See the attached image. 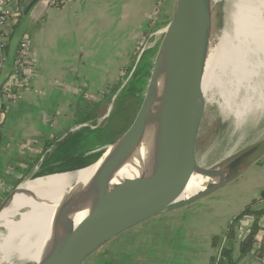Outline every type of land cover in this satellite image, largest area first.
Returning <instances> with one entry per match:
<instances>
[{"label":"crops","instance_id":"1","mask_svg":"<svg viewBox=\"0 0 264 264\" xmlns=\"http://www.w3.org/2000/svg\"><path fill=\"white\" fill-rule=\"evenodd\" d=\"M5 1L13 16L4 28L7 58L0 73V199L30 169L41 167L44 154L55 149L49 141L59 144L79 130L73 108L78 99L90 107L96 104L102 97L94 91L118 82L142 40V56H153L161 41L156 32L167 26L174 2L164 0L161 17L153 22L154 0H68L60 8L45 5V0ZM22 41L33 62L30 88L10 87L15 98L8 101L3 88ZM235 181L228 195L221 188L222 195L204 197L120 234L85 264H210L218 252L213 237L221 239L219 247L232 249L237 264H264L254 253L240 257L250 221H239L234 242L224 238L234 216L264 191V159ZM260 226L264 234V218Z\"/></svg>","mask_w":264,"mask_h":264},{"label":"water","instance_id":"2","mask_svg":"<svg viewBox=\"0 0 264 264\" xmlns=\"http://www.w3.org/2000/svg\"><path fill=\"white\" fill-rule=\"evenodd\" d=\"M196 1L174 0L170 20L162 34L133 119L117 140L107 145L91 165L81 168L87 169L103 158L92 181V208L87 215V228L74 240L68 239L52 247L38 260L17 259L11 264H84L89 256L120 234L154 217L186 208L231 183L264 156L262 139L209 169L197 162V141L206 108V96L200 97L196 104L192 103L184 91L183 76L187 73L194 84L200 81L199 68L205 60L204 40L216 23L224 0H201L197 13ZM140 57H136V64ZM148 123L156 127L161 152L178 181L168 187L161 182V178H155L137 185L125 193V206L110 213V200L116 196L113 187L110 190L112 174L138 144ZM194 174L200 175L206 182L203 188L182 198ZM214 177L218 180L209 183L208 179ZM19 185L3 199L0 210Z\"/></svg>","mask_w":264,"mask_h":264},{"label":"bare ground","instance_id":"3","mask_svg":"<svg viewBox=\"0 0 264 264\" xmlns=\"http://www.w3.org/2000/svg\"><path fill=\"white\" fill-rule=\"evenodd\" d=\"M223 4L204 40L205 60L199 68L200 81L190 82L185 73L184 91L196 104L212 87L221 89L226 79L235 93L244 89L245 96L239 104L242 117L247 118L248 113L261 109L256 99L258 93L262 94L264 102L261 92L264 77L259 89L253 83L264 75V0H224ZM200 6L201 0H197L196 13ZM219 96L224 97L228 105L225 112L234 113L236 105L232 103V95L223 91ZM249 102L254 103L252 107ZM102 159L87 169L53 174L19 185L0 210V264H11L17 259L38 260L52 247L68 239L74 240L84 232L92 208V181ZM155 178H161L168 187L178 181L161 152L156 127L148 123L138 144L112 174L110 190L113 187L116 196L110 200V213L125 206L126 192ZM217 180V177L208 179L209 183ZM204 181L194 174L181 197L186 198L203 188Z\"/></svg>","mask_w":264,"mask_h":264},{"label":"rangeland","instance_id":"4","mask_svg":"<svg viewBox=\"0 0 264 264\" xmlns=\"http://www.w3.org/2000/svg\"><path fill=\"white\" fill-rule=\"evenodd\" d=\"M223 6H224V4H222V7ZM161 37H162V35H161ZM153 52L154 51H148L147 55H152ZM155 54H156V52H154L153 56H151L148 59L150 64H151V67H152V63L154 61ZM136 61H137V59L135 57V59H133V63L130 65V67L133 66L132 69L136 66ZM215 72L218 73V70L216 69ZM219 73H220V71H219ZM263 77H264V75L261 74L257 80L256 79L253 80V83L256 85V87H258V89H259L258 85L263 80ZM106 90L107 89H105L104 91H94V95L96 94L97 96L100 95V97H102L103 93L104 92L106 93ZM223 91H227V92H229V94L232 95V97H231L232 103L236 105L235 112L232 114H228L227 112H225L228 110V105L226 106L225 99H223L224 97L220 98V96H219V94ZM261 92L264 93V88H262ZM98 93H100V94H98ZM86 94H88L89 97H92L90 95L89 91H86V93H85V91L84 92L79 91L80 96H84ZM236 95H239V98H236ZM243 96H245L244 89L243 88L239 89V91L235 93V91L231 88V86L227 85L226 79L224 80V86H222L221 89H217L215 87H212L209 94H207V96H206V108H205L200 132H199V137H198V141H197L196 159H197V162L199 165L209 169V168L215 166L220 161L224 160L225 158L230 157V156H234L235 154H237V153H239V152H241L247 148L254 146L256 143H258L259 141L264 139V104H263L264 102H262V94L258 93V95L256 96L257 103L259 106H261V109L256 110L255 112H251L252 114H250V115L248 113L246 116L247 118L242 117V108L239 104L241 102V99L244 98ZM112 101H113V99H111V100L109 99V101L107 100V102L104 104L105 106L103 108H104V110H106V112L111 107V105H112L111 103H113ZM253 104L254 103L249 102L250 107H252ZM89 105L90 104H88L85 100L78 99L73 108L76 109L78 111V113H80L82 115H84V114L87 115L88 108H86V107ZM255 106H256V104H255ZM111 108H110L108 114L105 113L107 115V116L105 115L106 118H108L109 113L111 112ZM137 108H138L137 101L133 102L130 105V107L127 111L128 121L131 122V120L133 119V117L136 113ZM261 120H262V122L260 124H258L259 121H261ZM105 124L106 123H104V119L100 118L97 120L96 126L102 127ZM84 125H87V127H89V128L90 127L95 128V125L93 123H86ZM108 125H110V124H108ZM128 125L129 124L125 120L124 121V128ZM121 126H122V124L117 122V124L112 128L113 129L112 132L114 133L112 136H111V132L103 133V135L101 137L102 138L101 142H104V141L107 142V140H108L107 143H110V142L112 143L115 140H117V138L120 136L119 133L123 130V127L120 130ZM79 127L81 128V126H78V129H80ZM84 127H86V126H84ZM94 135L95 134L93 132H90L89 129L81 131L71 141V142H74L75 144L79 143L70 152V153H74L75 156L73 154L72 157H67L61 161H57L58 163H55V164H54V162H52V160L42 163L45 159H47L48 157H51L52 152H53V150H52L51 153L44 154V157L42 158L43 161L40 160V162L42 164H39V165L46 168V169L48 167H51L54 165L59 166V167H64V166L72 167V166H75V163L77 164V162L80 161L77 158V154H79L80 152H83L87 147L88 148L92 147V148L89 149V151L85 152L86 153L85 155H92V152L93 153H97L99 151L103 152L104 148L107 147V143L104 142L103 144L106 143L105 145H103V144L99 145V142H96ZM49 142L52 143L51 145L54 147H56L58 145V144L54 145V143H55L54 141L53 142L49 141ZM64 150H65V148L61 147V145H58L54 151L55 156H57L58 159H61V157H62L61 155L64 152ZM42 167H38V169H34V168L30 169L28 171V177L24 181H21L19 184H22V182H25V181L33 180L34 175L39 173L43 169ZM77 170H79V169H77ZM65 172H71V171H65ZM61 173H63V172H61ZM43 177H45V176H43ZM235 182H237V181H235ZM18 185L14 186L12 188L15 189ZM228 185H229V187H228ZM230 185L231 184L229 183V184H227V186L225 185L226 187L224 186L225 188L222 187V189H228L226 192V195L229 194L230 188L233 187L235 184H232L231 186ZM222 189L221 190L218 189L219 192H216V191L212 192L209 195H207L206 197H211V196L214 197V195H216L215 193L222 195V194H220V193H222L221 191H223ZM3 196H6V193L3 194ZM1 200H2V198H1ZM236 208H237L236 205L234 207L230 206V209H232V210H235Z\"/></svg>","mask_w":264,"mask_h":264},{"label":"trees","instance_id":"5","mask_svg":"<svg viewBox=\"0 0 264 264\" xmlns=\"http://www.w3.org/2000/svg\"><path fill=\"white\" fill-rule=\"evenodd\" d=\"M137 49V48H136ZM139 49V46H138ZM149 58L145 57L144 55L140 57L138 63L135 66V69L133 70L131 76L127 80V82L124 84V86L121 88L123 82L125 79H127V76L131 73L132 67H129L127 69L122 70L121 78H119L118 82L113 86L109 87L106 90V93L104 92L102 95V98L94 105H91L86 107L88 108L87 110V115L84 114H78V125H84L86 123H93L95 125L94 129H90L89 127H81L77 132H74L72 134H69L67 137L62 139V141L58 144L61 145V147L65 148L64 152L62 153L61 159H58L57 156H55L53 150L51 157H48L45 159L44 162H48L52 160V162L58 163L57 161H61L67 157H72L74 153H70L71 150L77 144L74 142H71L76 135H78L81 131L83 130H88L90 132H93L95 135L96 142H99L100 144H103L104 142L102 141V135L103 133L111 132V136L114 134L112 132V128L119 122L122 124L120 130L123 127V130L119 133L120 135L124 132V130L128 127L126 126L124 128V121L128 124H130V121H128L127 117V111L130 107V105L140 99V95L143 91V87L145 85V82L148 78L149 71L151 68V64L148 60ZM121 88V89H120ZM115 97V98H114ZM113 103L111 105V112L109 113L108 118L104 119V123H106L104 126L97 127V120L100 118H103L107 113L106 110H104V104L109 101V99H113ZM77 112V111H76ZM131 120V119H130ZM89 121V122H88ZM110 124V125H108ZM98 138V139H97ZM108 142V140H107ZM106 142V143H107ZM105 143V144H106ZM103 144V145H105ZM111 144L107 143V145ZM47 146H50V143L47 144ZM90 148H86L83 152H80L77 154V158L80 160L75 163V166L72 167H59V166H51L48 167L47 169H42L39 173L34 175V178H39L55 173H61L65 171H74L77 169L85 168L89 165H91L101 154V152L93 153L92 155H85L87 151H89ZM75 156V154H74ZM264 191H262L259 196L255 199H253L248 205H246L244 208H242L232 219L231 223L228 224L227 230L225 233V240L227 242H234L235 239V231H236V226L239 224V221L246 219L250 221L248 233L246 237L240 242L239 245V250H240V257L249 255L250 253H254L255 256L261 258L264 257V234H262V229L260 226V221L264 218ZM221 239L219 237H213L212 238V245L215 247H218V250L220 249L219 244H220ZM221 257L224 259L222 264H237V261L233 260L232 257V249L227 247V246H222L221 250ZM214 258V257H213ZM213 258L211 259V263L213 262Z\"/></svg>","mask_w":264,"mask_h":264},{"label":"built area","instance_id":"6","mask_svg":"<svg viewBox=\"0 0 264 264\" xmlns=\"http://www.w3.org/2000/svg\"><path fill=\"white\" fill-rule=\"evenodd\" d=\"M68 0H45L44 4L52 8H60ZM164 0H154L153 11L151 20L157 22L161 15L163 9ZM13 12L8 7L5 0H0V73L2 71L3 64L6 61V42L4 35V28L8 23L9 19L12 18ZM165 28L156 32L162 35ZM146 49V44L143 40L140 42L139 49L137 51V56H142L144 50ZM33 62L32 58L28 54V45L26 42L22 41L18 46L17 57L14 60V66L9 77L8 83L3 88V97L6 100H12L15 96L9 91L10 87L15 88H30L29 82L32 76ZM92 128V127H90ZM222 247L218 250L216 256L213 258L212 264H222L224 259L221 257ZM264 258V257H263Z\"/></svg>","mask_w":264,"mask_h":264},{"label":"flooded vegetation","instance_id":"7","mask_svg":"<svg viewBox=\"0 0 264 264\" xmlns=\"http://www.w3.org/2000/svg\"><path fill=\"white\" fill-rule=\"evenodd\" d=\"M262 122V120L261 121H259V123L258 124H260ZM262 159H264V156L258 161V162H260ZM258 162H256L255 164H257ZM254 165V164H253ZM42 167V166H41ZM42 168H44V167H42ZM44 169H46V168H44ZM247 171V170H246ZM244 173L245 172H243L238 178H236L235 180H237V179H239L241 176H243L244 175ZM234 181V180H233ZM232 181V182H233ZM14 189L12 188L7 194H6V196L11 192V191H13ZM6 196H4L3 198H2V200L6 197ZM2 200L0 199V204L2 203Z\"/></svg>","mask_w":264,"mask_h":264}]
</instances>
